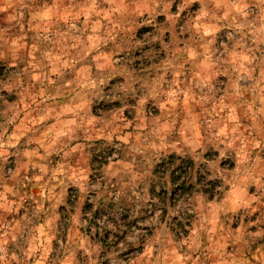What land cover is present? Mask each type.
I'll return each mask as SVG.
<instances>
[{"label":"rangeland","instance_id":"obj_1","mask_svg":"<svg viewBox=\"0 0 264 264\" xmlns=\"http://www.w3.org/2000/svg\"><path fill=\"white\" fill-rule=\"evenodd\" d=\"M0 264H264V0H0Z\"/></svg>","mask_w":264,"mask_h":264},{"label":"trees","instance_id":"obj_2","mask_svg":"<svg viewBox=\"0 0 264 264\" xmlns=\"http://www.w3.org/2000/svg\"><path fill=\"white\" fill-rule=\"evenodd\" d=\"M183 185V184H182Z\"/></svg>","mask_w":264,"mask_h":264}]
</instances>
